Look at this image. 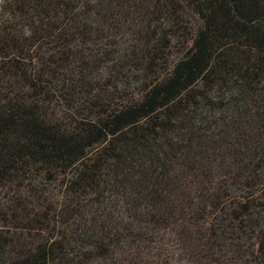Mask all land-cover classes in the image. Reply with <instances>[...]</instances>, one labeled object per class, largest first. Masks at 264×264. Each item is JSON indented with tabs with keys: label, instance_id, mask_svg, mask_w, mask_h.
I'll return each instance as SVG.
<instances>
[{
	"label": "trees",
	"instance_id": "16d2710c",
	"mask_svg": "<svg viewBox=\"0 0 264 264\" xmlns=\"http://www.w3.org/2000/svg\"><path fill=\"white\" fill-rule=\"evenodd\" d=\"M0 264H264V0H0Z\"/></svg>",
	"mask_w": 264,
	"mask_h": 264
}]
</instances>
